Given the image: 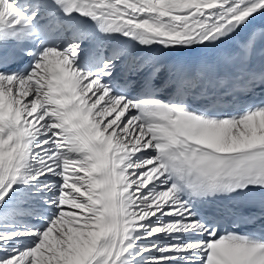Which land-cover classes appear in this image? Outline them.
Here are the masks:
<instances>
[{"label": "snow or ice", "instance_id": "1", "mask_svg": "<svg viewBox=\"0 0 264 264\" xmlns=\"http://www.w3.org/2000/svg\"><path fill=\"white\" fill-rule=\"evenodd\" d=\"M261 18L0 0V264H264Z\"/></svg>", "mask_w": 264, "mask_h": 264}]
</instances>
